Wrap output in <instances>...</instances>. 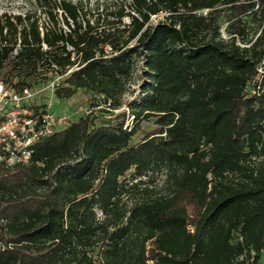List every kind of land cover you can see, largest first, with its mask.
Wrapping results in <instances>:
<instances>
[{
  "label": "trees",
  "instance_id": "1",
  "mask_svg": "<svg viewBox=\"0 0 264 264\" xmlns=\"http://www.w3.org/2000/svg\"><path fill=\"white\" fill-rule=\"evenodd\" d=\"M35 3L44 21L0 14L5 89L59 75V99L119 109L138 74L141 94L0 165V264H264V0H131L95 21L82 0Z\"/></svg>",
  "mask_w": 264,
  "mask_h": 264
},
{
  "label": "rangeland",
  "instance_id": "2",
  "mask_svg": "<svg viewBox=\"0 0 264 264\" xmlns=\"http://www.w3.org/2000/svg\"><path fill=\"white\" fill-rule=\"evenodd\" d=\"M78 1V0H72ZM88 9H91L90 17L92 21H95L97 15L100 12H105V8L109 7L110 10H115L120 6H125V8L131 9L129 7V3L131 0H82ZM27 11H37L38 15L41 16L42 21L45 19V14L43 11L37 7L35 0H0V14L8 13V14H20L25 13ZM165 13H160L157 15H152L150 23L155 24L159 20L164 18ZM112 19V16H109ZM130 17L125 16L123 18V23H129ZM120 29H122L119 33L125 35L126 31H124V24H117ZM65 26V25H64ZM66 27V26H65ZM62 76L54 75L48 81L36 85L32 89V97L28 102H24L28 104L31 108L35 109V106L38 108L49 107L50 111L55 116H67V122L70 120H76L81 115H85L87 113H91L95 116L96 123H101L104 120H108L109 118L115 116L117 113H120L123 110L128 111V103L134 99H137L140 92V83L141 80L138 74H135L132 78L131 82L127 86V91L123 95V106L119 109L109 108L108 103L104 100L103 96H96L91 92L85 91L83 89H79L77 93L71 97L70 99H59L55 95V89L60 82ZM9 90L5 89L0 84V112H4L8 110L7 108L14 105L11 96H9ZM23 103V102H21ZM113 113V114H112ZM157 125L154 123V119L150 121H146L143 123L144 131H152L156 129ZM142 134L136 136V140L140 139ZM165 180L164 174H158L156 178V182L153 184L159 188H162V185ZM132 195L128 197V200H131ZM133 199V198H132Z\"/></svg>",
  "mask_w": 264,
  "mask_h": 264
},
{
  "label": "built area",
  "instance_id": "3",
  "mask_svg": "<svg viewBox=\"0 0 264 264\" xmlns=\"http://www.w3.org/2000/svg\"><path fill=\"white\" fill-rule=\"evenodd\" d=\"M202 12L207 14L208 9H203ZM223 36L226 37L225 32ZM32 94L29 88L22 92H9L14 105L0 112V165L27 163L31 157V147L67 123V116H55L49 107L35 111L24 103L31 99ZM254 257L255 251H251V258L247 262L254 261ZM240 259H244V254Z\"/></svg>",
  "mask_w": 264,
  "mask_h": 264
}]
</instances>
